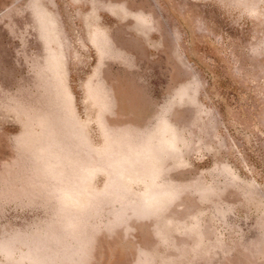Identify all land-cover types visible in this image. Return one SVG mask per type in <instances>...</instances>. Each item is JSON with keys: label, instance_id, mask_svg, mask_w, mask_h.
I'll list each match as a JSON object with an SVG mask.
<instances>
[{"label": "rangeland", "instance_id": "obj_1", "mask_svg": "<svg viewBox=\"0 0 264 264\" xmlns=\"http://www.w3.org/2000/svg\"><path fill=\"white\" fill-rule=\"evenodd\" d=\"M0 264H264V0H0Z\"/></svg>", "mask_w": 264, "mask_h": 264}]
</instances>
